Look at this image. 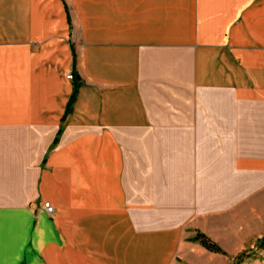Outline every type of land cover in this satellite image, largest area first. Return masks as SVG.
Wrapping results in <instances>:
<instances>
[{
  "label": "crops",
  "instance_id": "crops-1",
  "mask_svg": "<svg viewBox=\"0 0 264 264\" xmlns=\"http://www.w3.org/2000/svg\"><path fill=\"white\" fill-rule=\"evenodd\" d=\"M261 197L264 0H0V264L235 252Z\"/></svg>",
  "mask_w": 264,
  "mask_h": 264
},
{
  "label": "rangeland",
  "instance_id": "rangeland-1",
  "mask_svg": "<svg viewBox=\"0 0 264 264\" xmlns=\"http://www.w3.org/2000/svg\"><path fill=\"white\" fill-rule=\"evenodd\" d=\"M256 202L253 205L247 204L245 206V213L238 222H230L228 223V228H214L211 231L216 234L222 242L227 244L228 247L231 248L232 245H235L233 249H236L237 251H227L220 245V243L213 240L205 233L212 241L217 243L223 249V252H212L199 242L203 248H198L197 250L192 251V261L179 259V263L264 264V197H261V199ZM221 225V223L213 224V226L219 227ZM198 232L202 231H197V233ZM236 234L238 237H235ZM194 236L191 238L192 241H194Z\"/></svg>",
  "mask_w": 264,
  "mask_h": 264
},
{
  "label": "trees",
  "instance_id": "trees-1",
  "mask_svg": "<svg viewBox=\"0 0 264 264\" xmlns=\"http://www.w3.org/2000/svg\"><path fill=\"white\" fill-rule=\"evenodd\" d=\"M73 99H74V97L72 96L71 102L73 101ZM62 130H63L62 128L59 130L58 135L55 139V143L58 142L59 136L61 135ZM193 240L200 242L206 249H208L212 252H217V253L223 252V249L217 243L212 241L205 233L198 232L194 236Z\"/></svg>",
  "mask_w": 264,
  "mask_h": 264
},
{
  "label": "built area",
  "instance_id": "built-area-1",
  "mask_svg": "<svg viewBox=\"0 0 264 264\" xmlns=\"http://www.w3.org/2000/svg\"><path fill=\"white\" fill-rule=\"evenodd\" d=\"M70 79H72L74 76L73 74H70L68 76ZM44 208L47 211L48 214L53 215L56 212V208L51 204L50 201H45L44 202Z\"/></svg>",
  "mask_w": 264,
  "mask_h": 264
}]
</instances>
